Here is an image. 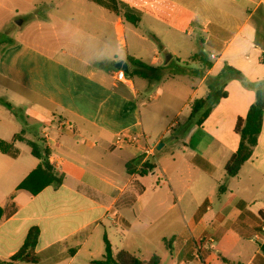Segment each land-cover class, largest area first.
Masks as SVG:
<instances>
[{
    "label": "crops",
    "instance_id": "1",
    "mask_svg": "<svg viewBox=\"0 0 264 264\" xmlns=\"http://www.w3.org/2000/svg\"><path fill=\"white\" fill-rule=\"evenodd\" d=\"M104 2L0 0V34L12 40L0 77L17 104L50 118L38 152L47 149L63 176L36 194L18 189L42 160L28 144L41 138L36 132L15 142L16 155L0 152V260L38 227L39 260L20 264H103L105 237L114 254L124 249L145 260L169 254L174 264H264V119L252 157L237 176L225 171L239 146L236 122L264 82V0H115L119 13ZM15 26L23 29L17 38L9 32ZM196 40L206 54L186 49ZM167 46L181 70L136 82L128 58L159 67ZM197 55L212 63L206 72ZM120 61L130 69L124 81L115 77ZM225 66L243 80L223 81L227 96L198 124L192 105ZM118 134L138 140L116 144ZM151 142L164 145L144 158ZM147 162L154 169L143 175Z\"/></svg>",
    "mask_w": 264,
    "mask_h": 264
},
{
    "label": "trees",
    "instance_id": "2",
    "mask_svg": "<svg viewBox=\"0 0 264 264\" xmlns=\"http://www.w3.org/2000/svg\"><path fill=\"white\" fill-rule=\"evenodd\" d=\"M110 9L119 13L118 6L115 0H109L104 2ZM124 17L137 24L139 18L132 16L129 13H124ZM196 59H200L203 63L204 71L206 72L211 68L212 63L206 61L202 56H194ZM129 62L132 65L131 76L140 75L146 77L147 74H154L155 77L160 75L163 70L161 66L153 67L142 62L141 60L129 57ZM204 73L201 74V77ZM235 77L243 80L242 74L230 67L225 66L222 72L212 78L209 83V91L205 98L196 99L192 105L191 116L197 117V123L200 124L209 115L213 107L224 97L227 96V92L223 90L224 82L228 78ZM222 81V84H219ZM7 105L11 106L9 103ZM264 119V82H262L256 88V98L254 103L250 106L245 117L238 118L235 131L240 137L239 146L237 151L231 156L230 160L225 166L226 175L228 177H235L238 175L241 167L252 157L255 147L258 144L259 135L262 131ZM23 132L17 133L11 141L0 139V152L5 154H17V149L14 144L16 141L26 140L23 137ZM38 138L37 140H30L28 144L31 147L32 154L42 159L41 163L19 184L18 189H25L33 194L38 193L44 187L48 185H59L63 181V176H57L53 172V168L48 161L49 151L45 150V155H40L38 152ZM154 169L152 163L144 164L141 174L146 175ZM4 208L0 207V216L3 214ZM40 231L38 227H33L28 232L26 239L21 248L14 253L8 260H0V264H20L21 262L36 263L39 258L36 254V247L38 245ZM166 245L170 248V240H166ZM103 264H161L162 259L159 255L155 254L150 259H142L138 254L127 251L119 250L115 254L113 253L112 246L105 237V254L103 260L99 261ZM228 264H239L235 262L226 261Z\"/></svg>",
    "mask_w": 264,
    "mask_h": 264
},
{
    "label": "rangeland",
    "instance_id": "3",
    "mask_svg": "<svg viewBox=\"0 0 264 264\" xmlns=\"http://www.w3.org/2000/svg\"><path fill=\"white\" fill-rule=\"evenodd\" d=\"M17 20H22V18H18L16 20H14V23L17 22ZM1 23L6 24V20L1 21ZM28 24H26V28ZM17 26L13 27V29L9 32L11 33L10 37H18L20 36L21 32L23 31V29L17 28ZM19 30V31H18ZM19 33V34H18ZM10 41L12 40H6V36L5 35H1L0 34V56L2 54V50L3 48L10 44ZM17 41V40H16ZM29 42L32 43H37L39 40H28ZM50 43H54V40H49ZM160 49V59L163 60V63L161 65V68L166 72H174V73H178L181 69L179 67V65H182L183 62H181V64H179V55L174 52L175 50H173V48L167 46L165 49L164 48H159ZM186 49H195L197 54L203 55L206 54V52L203 51L202 49V45L199 44V41L196 40V43H194L193 45L186 43ZM173 58L168 62L165 63V56L166 54H171L173 55ZM186 70L187 67H186ZM136 82H139V77L138 76H134ZM3 79L0 77V138L7 140L9 139L12 134L14 132H20L22 129H25V131L23 132V134L26 135V137H28L29 139L33 136L31 133L36 132L41 138L38 140V145L39 148L41 150H43V135L45 133V131H49L51 126H52V122L50 121V118L44 115L39 116L38 119H36L33 115L30 114V111L21 107V105L17 104V101L15 100V98L12 96V92L9 90L11 88V86H8L6 83H4L2 81ZM9 87V88H8ZM160 88H164L166 90L167 88V82H162L159 84ZM191 90L189 87V83L188 80L186 78V101L188 99V96L190 94ZM181 96H183V92L180 93ZM31 103H33L34 101H38L37 98H30ZM7 103H9L11 106L7 105ZM165 100H163L162 102H152V104H157L158 106H161V104H164ZM165 113V112H164ZM167 114V113H166ZM188 114V108H186V116ZM184 115V113H183ZM173 117L170 116V113H168L167 115V122L169 123L170 121H172ZM183 118H180V121H182ZM165 140H170V135H168ZM151 144H155L152 143ZM157 145V144H156ZM24 151H25V156H31L29 153V147L28 145H23ZM218 260H222L221 257H217ZM161 264H174L173 261L170 259V255L168 254L166 257L163 258Z\"/></svg>",
    "mask_w": 264,
    "mask_h": 264
},
{
    "label": "built area",
    "instance_id": "4",
    "mask_svg": "<svg viewBox=\"0 0 264 264\" xmlns=\"http://www.w3.org/2000/svg\"><path fill=\"white\" fill-rule=\"evenodd\" d=\"M212 57H214V55H212ZM116 79L118 81H124L126 79V73L119 69L117 72H116V75H115ZM138 140V138L136 136H130V137H126L124 134H118L116 136V144H121L123 142H130V143H136V141ZM157 150V145L156 144H153V145H149V146H146L143 150V157L144 158H148L150 156H153L155 154ZM55 169H56V166H55Z\"/></svg>",
    "mask_w": 264,
    "mask_h": 264
},
{
    "label": "water",
    "instance_id": "5",
    "mask_svg": "<svg viewBox=\"0 0 264 264\" xmlns=\"http://www.w3.org/2000/svg\"><path fill=\"white\" fill-rule=\"evenodd\" d=\"M171 57H172L171 54H166V56H165V62L168 63V62L170 61ZM116 68L121 69V70H123V71H125V72H127V73L130 72V69H129L128 63L125 62V61H120V62H118V63L116 64ZM163 145H164V143H160V144H158L157 149L160 150V149L162 148Z\"/></svg>",
    "mask_w": 264,
    "mask_h": 264
}]
</instances>
